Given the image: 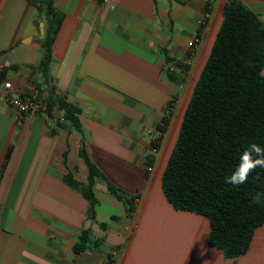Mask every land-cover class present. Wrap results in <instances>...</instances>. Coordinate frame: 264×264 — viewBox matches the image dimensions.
<instances>
[{"label":"crops","instance_id":"obj_1","mask_svg":"<svg viewBox=\"0 0 264 264\" xmlns=\"http://www.w3.org/2000/svg\"><path fill=\"white\" fill-rule=\"evenodd\" d=\"M226 1L214 0L200 25L207 0H54L63 20L45 72L46 15L28 0H0V83L26 97L52 91L80 110L76 128L64 109L51 116L1 105L0 172L9 157L0 175V264H264V223L244 254L226 257L208 242L209 220L174 209L161 185L190 74ZM241 1L264 22V0ZM82 148L101 171L95 219L82 191ZM84 230L88 248L76 251Z\"/></svg>","mask_w":264,"mask_h":264},{"label":"trees","instance_id":"obj_2","mask_svg":"<svg viewBox=\"0 0 264 264\" xmlns=\"http://www.w3.org/2000/svg\"><path fill=\"white\" fill-rule=\"evenodd\" d=\"M28 1L48 19L41 61L46 72L63 13L55 9L54 0ZM213 1L207 0L205 12L210 11ZM167 60L172 61L169 56ZM263 68L264 22L241 0H227L161 173L162 190L171 206L205 216L210 222L209 244L226 257L244 254L256 228L264 223V168L255 169L244 184L225 182L244 148L251 143L264 146ZM167 73L176 79L174 72L168 69ZM46 100L49 115L64 109L65 118L80 127V110L65 96L51 91ZM158 127L163 130V126ZM80 153L89 168L88 185L82 191L90 201L88 215L95 219L98 201L93 182L101 171L83 148ZM8 157L9 153L0 175ZM66 181L80 188L71 176L67 175ZM108 187L121 198L111 182ZM88 234L87 230L82 232L74 246L76 251L88 248Z\"/></svg>","mask_w":264,"mask_h":264},{"label":"built area","instance_id":"obj_3","mask_svg":"<svg viewBox=\"0 0 264 264\" xmlns=\"http://www.w3.org/2000/svg\"><path fill=\"white\" fill-rule=\"evenodd\" d=\"M208 17L209 12H204L198 20L199 24L204 25ZM192 44L193 42H190V45ZM14 90L13 83L10 80H3L0 83V107L2 104L7 103L20 113L33 112L49 115L48 103L45 97H26L14 92ZM150 169L152 167L148 166V170Z\"/></svg>","mask_w":264,"mask_h":264},{"label":"clouds","instance_id":"obj_4","mask_svg":"<svg viewBox=\"0 0 264 264\" xmlns=\"http://www.w3.org/2000/svg\"><path fill=\"white\" fill-rule=\"evenodd\" d=\"M264 168V146L251 143L242 151L239 163L225 182L232 185H241L247 182L249 175L257 168Z\"/></svg>","mask_w":264,"mask_h":264},{"label":"rangeland","instance_id":"obj_5","mask_svg":"<svg viewBox=\"0 0 264 264\" xmlns=\"http://www.w3.org/2000/svg\"><path fill=\"white\" fill-rule=\"evenodd\" d=\"M42 50H43V49H42ZM44 50H45V49H44ZM200 68H201V66H198L197 68L195 67V68L193 69V72H191V74H190V82L188 83V86H187L188 91H187V93H186V98H185V101H184V105L187 104L188 98H189V96H190L191 89H192L193 84H194V82H195V80H196V78H197V75H198V73H199ZM184 105H183V106H184ZM185 106H186V105H185ZM184 109H185V108H184Z\"/></svg>","mask_w":264,"mask_h":264},{"label":"water","instance_id":"obj_6","mask_svg":"<svg viewBox=\"0 0 264 264\" xmlns=\"http://www.w3.org/2000/svg\"><path fill=\"white\" fill-rule=\"evenodd\" d=\"M42 32H44V29L42 30Z\"/></svg>","mask_w":264,"mask_h":264}]
</instances>
